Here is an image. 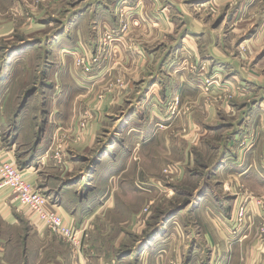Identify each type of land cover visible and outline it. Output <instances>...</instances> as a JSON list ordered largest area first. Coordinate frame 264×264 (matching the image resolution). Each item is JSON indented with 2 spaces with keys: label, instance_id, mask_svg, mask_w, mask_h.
Masks as SVG:
<instances>
[{
  "label": "crops",
  "instance_id": "crops-1",
  "mask_svg": "<svg viewBox=\"0 0 264 264\" xmlns=\"http://www.w3.org/2000/svg\"><path fill=\"white\" fill-rule=\"evenodd\" d=\"M34 4L0 0V146L12 147L24 176L86 237L83 248L73 250L51 231L39 230L35 214L17 207L3 189L0 264H114L88 244L97 217L114 207L110 196L102 199L90 186L89 175L106 155L111 169L118 166L114 172H125L119 162L123 156L131 160L136 147L145 162L142 148L154 144L162 132L194 125L203 138L225 128L230 131L217 147L220 155L212 171L222 178V197L213 205L205 192V202L194 207L197 214H204L199 215L200 235L177 232L160 241L157 230L142 241L145 248L138 262L264 264V237L259 235L264 220L255 201L264 198V71L259 63L249 67L242 59L236 34L243 29L235 21L247 5L241 0H43L33 12ZM123 15L132 20L126 32ZM108 31L113 38L102 53L100 42ZM42 48L47 49L46 70L40 82L35 83L31 69L28 79L19 81V64L27 66L29 51ZM78 55L84 59L82 68L76 66ZM205 71L224 73L223 79L217 78L221 86L243 85L233 107L217 109L200 98ZM118 78L124 86L115 84ZM18 81L24 92L20 104L12 106ZM218 89L210 87L212 93ZM175 97H181V104ZM32 99L39 100L37 115L23 127L18 115ZM86 115L82 127L79 120ZM107 135L110 139L104 142L101 138ZM164 145L170 151L179 149L175 138ZM242 205L246 217L237 224L235 215ZM153 239L158 246L148 248Z\"/></svg>",
  "mask_w": 264,
  "mask_h": 264
},
{
  "label": "rangeland",
  "instance_id": "rangeland-1",
  "mask_svg": "<svg viewBox=\"0 0 264 264\" xmlns=\"http://www.w3.org/2000/svg\"><path fill=\"white\" fill-rule=\"evenodd\" d=\"M34 1L33 12L40 7L43 0ZM241 2L247 6H245V10L243 9V12H241L236 20L233 19L237 23L236 27L243 29L240 33L236 34L240 36V43L238 45L239 52L242 59L247 64H250L249 67L259 63L264 71V0H252L249 4L248 1L244 2V0H241ZM61 6L63 5L58 6V11L61 10ZM252 9L255 13H248ZM229 17V14L225 17L227 22L230 19ZM121 22L123 32L129 31L132 27L130 17L121 16ZM230 24V21L228 24L225 23L227 30ZM54 25L58 26V23L55 22ZM112 34L111 31H108L103 35L100 42L102 44V53L106 51L104 45L112 40ZM236 39L238 40L237 37ZM3 45L5 44L3 43ZM45 50L47 49L42 48V50L29 51L30 55L32 53V56L26 62L28 65L22 66L21 63L18 66L19 81L21 79L27 80L29 76L27 73L31 69L35 76V83L38 84L40 82V78L42 77L41 72L46 70V67L43 65ZM6 53H8L7 49L3 51L1 56L3 55V58L6 57ZM79 57L82 58L81 55L77 56L75 60L76 66L82 68L84 67V59L82 58L83 63L79 65L77 62ZM13 59H18V57ZM13 67L16 69L15 66ZM27 67L28 71L26 72ZM218 75L220 76V74L208 73V71L201 74L202 78L200 82L203 91H201L200 98L205 100L209 105L215 106L217 109L219 107L220 109L233 107L238 95L236 92L239 91L238 89H243V85L241 86L240 84L239 87L235 88L236 90L231 88L227 83L226 86H221V82L217 79ZM223 75L224 73L221 74L220 79H223ZM209 77H212V79H209L210 82L214 81L212 86L215 85L219 88V93L206 91L205 82L206 78ZM19 81L14 84L15 90L12 89L13 98L11 99L10 97L12 106H17L22 100L24 89L23 84L22 88L20 87L21 83ZM26 84L28 83H24V86ZM115 84L119 86L125 85V83L123 85L122 79L119 78L116 79ZM68 85L69 83H66L64 88L67 89ZM223 86L224 90H221ZM38 89L40 91L41 87L39 86ZM15 92H18L20 97H18L19 95L14 97ZM40 95V93L37 95L39 100L41 99ZM38 99H35V101L32 99L33 101H30L26 109L18 115L21 125L24 123L28 124L37 115V107H39ZM174 100L176 104H181V97H175ZM82 121H84L83 118L79 120L80 125ZM200 130L194 125L189 128L183 127L179 130L171 129L167 130V132H162L154 144H151V146L148 144L145 148H142V153L146 154L145 162L139 156L140 152H137V147L133 156H131V160L129 159L128 161L127 156L122 157L123 160L119 162V165H124L127 168L122 173L121 171H113L118 166L115 169L110 168L108 163L109 156L106 155L103 158L98 170L92 174L93 176L89 175L88 180L94 181L91 182L90 186L98 189L100 198L105 199L109 196L111 197L114 207L104 210L103 214L101 216L99 215L95 220L92 229L93 235H88V244L92 251L97 254H106L110 257L109 260L113 259L114 264H123L126 262V264H140L138 262V254L143 253L145 248L142 246V241L149 234L157 230H161V233L158 236L156 235L157 237L160 236L158 238L159 240H164L165 237L168 239L171 233L175 234L177 232L182 236L186 234H190L191 236L200 235L202 232L201 218L204 214H197L195 212L197 208L195 209L194 207L205 202L202 199L205 197V192L209 191L207 202L210 201L213 205H215V201L218 198L222 197V178L212 174V171L214 172L213 169L216 167L220 155L217 147L226 141L230 133L225 128L221 131H214L211 134L212 137L210 136L211 138H207V135L203 138L201 136L203 131L201 132ZM63 132L65 133V131ZM151 133L155 137L158 130L155 129ZM109 137L107 135L101 139L106 142L110 139ZM173 138L176 139L179 149H172L170 151L164 143L166 139L173 140ZM196 142L197 144L195 146H191L192 143L194 144ZM134 145V143L130 144V148H133ZM263 151L264 144L262 153ZM170 160H177L178 162ZM258 199L255 198V201L257 202ZM260 201L264 203V198H261ZM188 202L189 205L187 204ZM225 203L228 205V201ZM263 228L264 221L259 226V235L264 237ZM52 234L55 235L54 233ZM154 240L149 241L148 248L154 245L155 247L158 246V242H154Z\"/></svg>",
  "mask_w": 264,
  "mask_h": 264
},
{
  "label": "built area",
  "instance_id": "built-area-1",
  "mask_svg": "<svg viewBox=\"0 0 264 264\" xmlns=\"http://www.w3.org/2000/svg\"><path fill=\"white\" fill-rule=\"evenodd\" d=\"M78 64L83 63L81 57L77 60ZM206 78V91H210L213 82ZM221 90H224V86ZM90 117V115H89ZM88 115H86L81 126L84 127ZM13 149L8 144L0 146V190H7L12 203L17 207L29 209L35 214V223L39 230H49L57 237L65 241L73 250L80 251L84 245L86 237L85 231L77 229L74 224L65 220L63 214L54 205L49 196H47L35 183L30 182L23 174L20 167L12 156ZM264 158V151L262 153ZM55 158H61V155L55 153ZM257 205L260 207L262 217L264 218V203L258 200ZM246 217V207L244 205L238 207L235 222L240 224ZM264 232V228L262 229Z\"/></svg>",
  "mask_w": 264,
  "mask_h": 264
}]
</instances>
